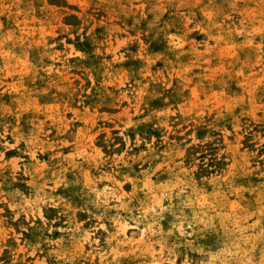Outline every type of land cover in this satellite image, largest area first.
<instances>
[{
	"label": "rangeland",
	"instance_id": "rangeland-1",
	"mask_svg": "<svg viewBox=\"0 0 264 264\" xmlns=\"http://www.w3.org/2000/svg\"><path fill=\"white\" fill-rule=\"evenodd\" d=\"M0 264H264V0H0Z\"/></svg>",
	"mask_w": 264,
	"mask_h": 264
}]
</instances>
